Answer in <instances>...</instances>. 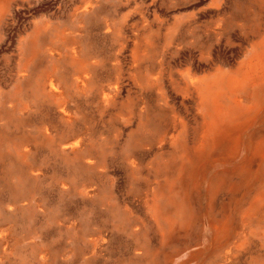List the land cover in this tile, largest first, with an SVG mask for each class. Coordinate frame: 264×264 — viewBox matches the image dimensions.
<instances>
[{"label":"rangeland","instance_id":"obj_1","mask_svg":"<svg viewBox=\"0 0 264 264\" xmlns=\"http://www.w3.org/2000/svg\"><path fill=\"white\" fill-rule=\"evenodd\" d=\"M261 140L264 0H0V264H264Z\"/></svg>","mask_w":264,"mask_h":264},{"label":"bare ground","instance_id":"obj_2","mask_svg":"<svg viewBox=\"0 0 264 264\" xmlns=\"http://www.w3.org/2000/svg\"><path fill=\"white\" fill-rule=\"evenodd\" d=\"M254 149L256 150L255 152L263 153L264 152V142L261 140L255 144ZM233 184V182H232Z\"/></svg>","mask_w":264,"mask_h":264}]
</instances>
